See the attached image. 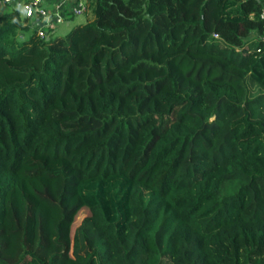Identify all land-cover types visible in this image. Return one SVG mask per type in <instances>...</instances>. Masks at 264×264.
I'll list each match as a JSON object with an SVG mask.
<instances>
[{
    "label": "trees",
    "instance_id": "16d2710c",
    "mask_svg": "<svg viewBox=\"0 0 264 264\" xmlns=\"http://www.w3.org/2000/svg\"><path fill=\"white\" fill-rule=\"evenodd\" d=\"M10 4L0 264H264V0Z\"/></svg>",
    "mask_w": 264,
    "mask_h": 264
},
{
    "label": "built area",
    "instance_id": "2783aa9c",
    "mask_svg": "<svg viewBox=\"0 0 264 264\" xmlns=\"http://www.w3.org/2000/svg\"><path fill=\"white\" fill-rule=\"evenodd\" d=\"M4 2L18 4L24 9V16L34 17L38 21L36 33L46 36L52 32L56 25L70 15L83 13L87 9L88 0H2ZM261 17L264 18V7L261 9Z\"/></svg>",
    "mask_w": 264,
    "mask_h": 264
},
{
    "label": "rangeland",
    "instance_id": "374dc122",
    "mask_svg": "<svg viewBox=\"0 0 264 264\" xmlns=\"http://www.w3.org/2000/svg\"><path fill=\"white\" fill-rule=\"evenodd\" d=\"M10 4V3H9ZM13 3H11L10 5L11 6H14L12 5ZM15 6L18 7V4H16ZM6 7L5 5V2L0 0V12ZM19 8V7H18ZM20 13H21V16H24L25 12H24V9L21 7L20 8ZM93 16V12L92 10L90 9H87L86 12H83V13H79V14H75L73 15L72 17L70 18H67L66 20L58 23L55 27V29L50 32V34L52 36H55V35H61V34H65L67 31H69L74 25H76L77 23H82V22H85L87 21L88 19L92 18ZM27 36V33H24L22 35V37H25Z\"/></svg>",
    "mask_w": 264,
    "mask_h": 264
},
{
    "label": "crops",
    "instance_id": "0c3cea01",
    "mask_svg": "<svg viewBox=\"0 0 264 264\" xmlns=\"http://www.w3.org/2000/svg\"><path fill=\"white\" fill-rule=\"evenodd\" d=\"M49 1L51 2V1H54V0H49ZM34 19L36 20V18H34Z\"/></svg>",
    "mask_w": 264,
    "mask_h": 264
}]
</instances>
